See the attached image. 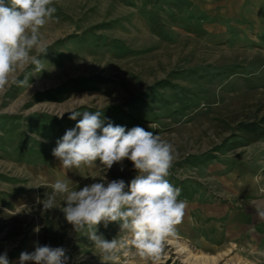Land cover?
Masks as SVG:
<instances>
[{"label": "rangeland", "instance_id": "rangeland-1", "mask_svg": "<svg viewBox=\"0 0 264 264\" xmlns=\"http://www.w3.org/2000/svg\"><path fill=\"white\" fill-rule=\"evenodd\" d=\"M172 4L54 0L56 19L40 30L49 45L39 57L44 71L30 66L17 75L27 76L31 87L0 91V254L7 253L10 264L41 245L34 231L40 187L60 177L80 190L103 176L129 183L137 175L125 159L106 173L97 161L96 168L73 169L65 177L52 149L82 119L70 120L69 111H100L105 123L140 126L171 142L175 159L167 179L182 189L178 199L206 184L213 166L228 164L247 145L240 126L264 117V33L223 42ZM11 216L26 222L23 235H9L21 230ZM182 226L155 257L131 248L117 264H232L189 245ZM99 233L108 240L126 235L116 222L99 225ZM51 247H64L68 264H101L99 250L70 224Z\"/></svg>", "mask_w": 264, "mask_h": 264}, {"label": "clouds", "instance_id": "clouds-1", "mask_svg": "<svg viewBox=\"0 0 264 264\" xmlns=\"http://www.w3.org/2000/svg\"><path fill=\"white\" fill-rule=\"evenodd\" d=\"M56 12L54 0H0V91L13 84L29 85V78L20 80L17 73L30 66L35 72L44 71L39 57L47 53L49 45L40 30L56 19ZM69 112L70 120L82 119L66 130L52 149L65 177L73 169L96 168L97 161L106 173L125 159L132 162L137 175L129 183L107 181L103 176L80 190L71 187L69 178L57 177L47 185L51 192H46L43 200L37 196L36 202L42 204V212L60 207L72 230L86 236L99 250L101 264H117L120 255L127 256L131 248L141 257H155L165 239L176 234L186 208V201L178 199L182 189L167 179L175 159L174 145L140 126L126 130L105 123L100 111ZM57 197H62L66 206H58ZM259 214L264 217V212ZM113 222L126 235L108 240L98 234L99 225L107 228ZM34 231L38 233L39 227ZM66 252L64 247L37 243L33 251L20 253L19 264H68ZM0 264H10L7 253L0 254Z\"/></svg>", "mask_w": 264, "mask_h": 264}, {"label": "crops", "instance_id": "crops-1", "mask_svg": "<svg viewBox=\"0 0 264 264\" xmlns=\"http://www.w3.org/2000/svg\"><path fill=\"white\" fill-rule=\"evenodd\" d=\"M213 37L264 33V0H168ZM240 39H249L241 35ZM196 190L184 196V240L203 255L232 264H264V140L215 165Z\"/></svg>", "mask_w": 264, "mask_h": 264}, {"label": "trees", "instance_id": "trees-1", "mask_svg": "<svg viewBox=\"0 0 264 264\" xmlns=\"http://www.w3.org/2000/svg\"><path fill=\"white\" fill-rule=\"evenodd\" d=\"M239 131L241 137L247 144L257 142L260 138L264 137V117L258 122L242 124ZM46 192H51V189L47 186L39 188L38 193L41 200L45 198ZM57 205L61 207L66 206L62 197H57ZM42 207V204H38L37 217L40 229L39 242L42 246L57 245L65 238L68 223L64 220V213L61 211L60 207L50 209L46 212H42ZM9 218L14 222L19 223L21 226V230H14L12 234L9 235H23L26 230V222L12 216Z\"/></svg>", "mask_w": 264, "mask_h": 264}]
</instances>
